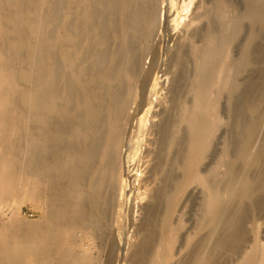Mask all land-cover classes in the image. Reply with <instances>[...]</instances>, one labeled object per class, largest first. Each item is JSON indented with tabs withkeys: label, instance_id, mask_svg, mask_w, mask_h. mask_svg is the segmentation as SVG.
Here are the masks:
<instances>
[{
	"label": "bare ground",
	"instance_id": "obj_1",
	"mask_svg": "<svg viewBox=\"0 0 264 264\" xmlns=\"http://www.w3.org/2000/svg\"><path fill=\"white\" fill-rule=\"evenodd\" d=\"M162 90L158 124L127 129ZM149 128L162 175L140 191ZM19 177L42 216L0 229V264H118L128 193L129 264H264V0H0V204Z\"/></svg>",
	"mask_w": 264,
	"mask_h": 264
},
{
	"label": "rangeland",
	"instance_id": "obj_2",
	"mask_svg": "<svg viewBox=\"0 0 264 264\" xmlns=\"http://www.w3.org/2000/svg\"><path fill=\"white\" fill-rule=\"evenodd\" d=\"M37 17V14L34 13L33 10L29 11V18L33 20ZM145 67L149 64V59H145L144 61ZM162 73H158L157 81L155 85L156 92L160 86L163 84L165 88L168 84V81L165 80V77L162 76ZM170 77V76H169ZM159 83L161 85H159ZM143 99V100H142ZM171 103V98L169 94H166V90H162L159 94H154L150 98L143 97L141 99H137L133 104H131L130 109L128 111L129 122L126 125V128L129 129L133 124L144 125L145 127L153 126L158 124V120H160V112L166 106H169ZM159 114V115H158ZM133 118V119H132ZM262 133V132H261ZM157 140L158 134L156 133L155 128L145 129L142 135L140 136L139 141L134 146L135 159H137L138 166L141 170V176L139 177V181H135V184H138L139 190L143 191L147 186L148 188L155 187L158 184V179L161 177V170H154L153 166L156 163L155 152L157 149ZM127 150L126 142L124 147L122 148V153H125ZM12 166V163L9 164V168ZM153 168V169H152ZM139 173V172H138ZM16 186L19 188V192L11 196L8 200L0 204V229L4 225H8L11 222H38L41 219V213L38 210V204L36 202L30 200L28 198V193L24 189V179L23 177H19L16 180ZM193 186L189 188L188 191L192 192V195H195L196 192L193 190ZM141 195L140 197H142ZM126 199L131 205V200H133L135 207L132 209L130 206V220H129V229L126 237V242L124 244L123 250L121 251L120 257L121 260L118 264H129L128 261V253L133 250V247L136 243H138L144 236V231L140 229L138 226L142 221V205L145 204L146 200L143 199L141 202L139 199H133L131 193H128ZM138 202V203H137ZM138 205V207H137ZM189 210H190V202L185 201L179 214H181V219L183 224H187L189 220ZM118 213L119 208L116 210ZM259 217L257 222V236L260 239V244L264 245V218ZM186 226L180 233H184ZM249 230V228H247ZM248 236L252 238V235L249 233ZM83 245V249L92 247V241H87L84 239L81 241ZM177 245V244H176ZM96 248H98L96 246ZM80 249V248H79ZM247 250V249H246ZM79 252V251H77ZM94 258H97L100 254V248L92 250ZM176 260V258L174 259ZM95 264H99L98 261Z\"/></svg>",
	"mask_w": 264,
	"mask_h": 264
}]
</instances>
